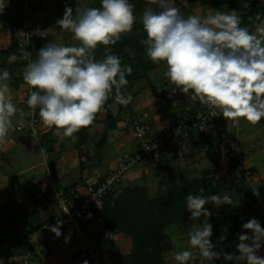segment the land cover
I'll return each instance as SVG.
<instances>
[{"label":"clouds","instance_id":"obj_1","mask_svg":"<svg viewBox=\"0 0 264 264\" xmlns=\"http://www.w3.org/2000/svg\"><path fill=\"white\" fill-rule=\"evenodd\" d=\"M148 3L150 7L140 17L146 33V39L140 43L152 63H163L164 77L190 101L219 110L225 120L235 124L244 120L251 126L264 120V23L251 31L242 26L236 10L216 11L206 17L196 14L185 17L171 0H148ZM7 4L0 0V14ZM134 9L129 0H100L99 7L77 6L75 13L66 7L56 26L71 32L79 46L49 41L38 50L36 59L27 63L23 70V81L30 90L26 104L34 114L39 109L42 125L53 129L55 135L70 138L81 129L90 128L113 94L120 105L132 102L131 93L124 91L128 84L126 76L131 75L132 67L122 65L108 46L132 32L137 20ZM255 19L261 20L259 13ZM48 31H40V37L47 38ZM100 46L105 48V55L98 60L94 53ZM17 56L12 53L8 63L15 62ZM10 79L7 69L0 72V143L15 130L13 117L18 112L22 114L11 99L7 83ZM57 199L63 204L59 193ZM209 201L216 207L232 205V198L227 194L187 195L190 219H206L189 228L190 249L174 253L176 264H189L197 253L211 262L220 258L221 253L214 251L216 245L210 239L213 227L208 222L212 215L206 208ZM62 224L58 220L55 226H50L57 238L62 235ZM242 228L244 233L238 236L239 254L223 253L224 258L236 264H264V257L257 255L264 246V228L255 218ZM223 231L227 232V228Z\"/></svg>","mask_w":264,"mask_h":264},{"label":"rangeland","instance_id":"obj_2","mask_svg":"<svg viewBox=\"0 0 264 264\" xmlns=\"http://www.w3.org/2000/svg\"><path fill=\"white\" fill-rule=\"evenodd\" d=\"M39 1L40 0H9L8 2V0H5V3L8 4L3 13L0 14V50L6 49L9 46L10 39H8V37L10 35L8 34L7 30H9L10 20L15 14L16 8L19 7V9L22 8L23 10V5L25 3L31 5L33 9L29 14V19H32L33 21L31 33L35 38L32 41L33 60L36 59V54L42 47L43 42L48 43L49 41H51L65 46H79V42L74 39L71 32L61 30L58 26H56V21L63 17L66 7H71L73 9V12L75 13V9L77 6H100V0H54L60 1V3L64 5V7L62 9H50L43 6L40 8H35V10L33 7H39ZM47 2L48 1L46 0V5ZM20 3L22 6L19 5ZM177 4L178 3H175L176 6H178ZM147 7H150V5H148ZM147 7H145L144 10ZM140 17L137 18L136 23H141ZM20 25L22 24L18 23V25L15 27L16 31L20 27ZM48 29L49 31L47 38H41L39 32ZM19 30L20 31H17L15 36L17 43L25 34L22 28H20ZM143 36L146 35L142 27H137L136 25H134L131 33L122 35L121 39L115 45H110L108 47L111 50V47L115 46L120 54L126 53L131 58H134L136 60L146 58L147 55L144 52L146 50H142V44L139 42L143 39ZM94 55L98 60L103 59L105 55V48L103 46L98 47ZM18 60L19 58L16 61ZM24 68V65L21 64L20 73L23 72ZM165 70L166 69L163 63L156 64L155 69L148 73L147 79L143 78L140 81L134 83L133 88L130 91L125 92L126 94L132 93L133 95L132 102L127 106H123L117 103L114 100L113 94V98H110L105 104V106L110 105V107L108 108L109 110H102L97 114V117L95 119L97 120V125L94 126L96 128L93 127L88 130L86 128L81 129L70 138H61L60 136L58 137L57 135H54V141H61L63 143L60 146L56 145L54 150L52 149L53 145L49 140L44 143V147L46 148V150H48V154L50 155L48 166L49 170L51 168L50 165H54L56 163L58 164V167L55 169V173L60 178V189L65 190V188L69 186L76 187L77 184L73 185V183L86 185V182L89 178L101 179L118 169V159L120 157L132 155L138 151L139 142L135 140V138H133L132 132L128 128L129 118L134 117L140 121L150 124L152 127L151 136L155 137L159 131L163 129H169L171 127L170 121L173 122L176 120H181L187 113L197 114V111L200 108L201 104L198 101H190L185 94L176 89V87L164 77L163 72ZM0 72H2V70H0ZM12 72L15 73L14 69ZM13 73L12 75H14ZM12 82L13 84L9 85L11 99L19 109L20 107L18 103L20 104L24 102V104L26 105V100H24L27 97L26 84L24 83L23 79L19 81L20 87L16 86V81L14 78L12 79ZM150 84L155 86L159 91H170V96L168 97L172 102V108L169 109V115L165 113V108L167 107L166 102L158 99V96L156 97L155 94H152L151 88L149 87ZM136 93L137 95H135ZM110 100L112 101L111 104H109ZM108 113H111L114 116L116 127L112 130L107 131V134L105 136V132L103 131V129H105V126L107 125V123H109L107 119ZM190 117L192 119L195 118L193 115H191ZM18 120L19 117L17 113V115L13 117V124L15 126ZM41 126L42 123L36 129L37 131L35 133L41 132ZM223 126L225 127L224 130H222ZM219 128L220 130H218ZM237 128L233 127L230 121L225 120L223 116L215 119L214 123H209L207 127H204L203 130L191 128L188 135L186 137H181L178 141L177 149H180L181 153L178 152L177 157L174 160L167 161L163 158H152L138 162L135 165L131 166L128 170L121 174L119 181L114 185V197H119L129 190H133L136 188H140L141 190H143L145 188L147 197L154 198L163 193L165 189H167L171 185L182 186L184 178L190 180L199 179L206 170L213 168L211 161L206 157L208 144L204 143L197 147L193 146L192 144V140L198 139L199 136L203 134L209 135V137L212 138L213 150L216 154L217 150L215 149L214 145H216V148L217 146H225L223 147L224 149L222 148L221 150L222 152H225V156L222 154V159L224 158L225 161L220 162L219 172L215 175V179L222 177L227 169L229 161L232 160V158L229 157L228 154L229 149L232 148L230 143L238 140L235 137V139L231 138L227 140V142H224L223 140L225 137L222 138V136L219 137V135L221 131H229L232 133V136H237ZM30 130L33 132L32 127H30ZM89 130L93 131V133ZM83 134H85V136ZM83 137H85L86 139L84 138L85 140H83ZM173 143L177 144L176 142ZM239 146L240 144L238 141L237 148L240 152H242ZM69 149H72V151L68 153V156L71 158V163H67L65 159V151H69ZM59 158L65 159V162L62 166L64 172L70 171V165H72L71 170L73 172L68 174L66 173L67 175H65V177H62L58 172L59 161H57L56 159ZM239 162L240 164H236L233 170V174L235 175V177L240 180L239 188L237 189L238 196L236 198H238L237 201L239 202H242V199L247 202L251 197L245 195V189L249 190V188H247L248 186L243 180L246 177L248 178L249 171L246 170V166L242 161V158L241 160H239ZM37 171L43 172L44 167H38ZM43 177L44 179H47V182L45 183V186H47L49 184V177H51V175L48 172L46 173L45 171ZM1 187L2 186L0 185V188ZM48 187L50 188V184ZM72 187L69 189H74ZM51 188L47 192L48 196H50L54 201V191ZM225 194L229 195L232 198L230 190H226V193H224V195ZM251 195L256 196V190L253 189ZM141 198L143 197L141 196ZM245 202H242V206H240V209L244 212L247 211V209H245ZM54 204L56 205L55 201ZM233 206L234 200L232 198V205H222L220 207H216V217H219L218 214L221 211H233ZM52 208L53 206L51 207V209ZM254 208L256 209L255 213H253L252 209L251 211L249 209L248 212H251L256 216L252 215L251 213L250 214L252 216H249L248 212L244 213L239 209L234 210V213L242 214V218L240 220V229L242 233H244V230L241 227L242 223L244 224L248 222L251 218H255L258 221H264V211L259 212L261 209L256 206L255 203ZM257 211L258 213L256 214ZM24 225L25 221L17 219L18 230H22L24 228ZM262 228H264L263 225ZM85 229L88 234L86 244L79 243L72 237L64 234L62 235V239L65 242L66 238H68L66 242L67 248L58 249V247L52 246V251L48 256L44 258V263L65 264L73 248L87 250L86 246L88 247L90 245L89 241L91 239H93L94 245H90L91 251H88L90 259L88 260V263L90 264H109L108 262L111 259L110 257L115 258L118 253L122 254L123 256L128 255L130 254V251L134 245L132 234L128 235L126 233H112L106 230L98 214H95L93 217H89L86 219ZM166 233L167 234L165 235L167 236V241L171 243L173 248L180 243L179 240L183 236L187 235L186 231H181V229L174 227L168 230ZM103 234H112L116 238H112V241H105L103 243ZM98 250H100V255L94 257L93 253Z\"/></svg>","mask_w":264,"mask_h":264},{"label":"trees","instance_id":"obj_3","mask_svg":"<svg viewBox=\"0 0 264 264\" xmlns=\"http://www.w3.org/2000/svg\"><path fill=\"white\" fill-rule=\"evenodd\" d=\"M43 1L46 0L39 1L40 6L38 8L42 6ZM47 1L48 8H59V5L55 4L53 0ZM173 1L176 2L177 0ZM129 2L135 5L134 14L137 18L141 16L144 8L149 5L148 0H129ZM242 2L243 0L240 3ZM28 9L30 12L33 10L31 5H29ZM257 13L260 14L261 18L264 16V2L262 4L258 0H253L244 12L241 11L239 13L242 26H246L251 31H254L256 25L259 24V21L255 19ZM23 20L24 12L22 8L19 9L18 7L15 11V18L9 25L12 35L11 44L6 49L0 50V66L4 69H10L8 57L12 53L17 55L18 43L14 34V29L18 23L22 24ZM135 25L137 27H142L141 23H135ZM143 39H146V36H143ZM141 48L143 51L146 50L144 45H141ZM144 52L146 53V51ZM111 53L120 58L122 65H130L132 67L131 75L126 76L128 84L124 89L125 92L130 91L134 83L143 78L147 79L148 73L156 67V64L152 63L147 56L146 58L136 60L126 53L120 54L115 46L111 47ZM18 63L25 65L20 58ZM149 87L151 88L152 94L156 93L158 99L166 102L167 107L165 108V113L169 115V109L172 108V102L168 97L170 91H159L151 84ZM111 103L112 101L110 100L109 104ZM109 107L110 105H107L103 110H109ZM188 114L190 116H196L195 113ZM107 119L109 123H107L104 129L105 136L107 131L116 127L115 118L111 113H108ZM212 123H214V121ZM96 124L97 120L94 121V124L90 128L86 129H91ZM224 129L225 127L223 126L222 130ZM223 132L224 131H221V134ZM83 135L85 136V134ZM48 136L49 135H47V137ZM84 138L85 137L82 139L85 140L86 138ZM50 142L53 144L51 137ZM204 143L208 144L206 157L211 161L213 168L206 170L199 179L190 180L184 178L182 186L171 185L165 189L163 193L154 198L147 197L145 188L143 190L140 188L129 190L119 197H114V191L106 195L103 208L96 213L100 217L104 228L112 233L132 234L134 242L130 254L123 256L118 253L116 257L113 258L112 264H166L163 254L173 250V246L167 241L166 232L174 227L181 229V231H186L187 233L193 224L200 225L206 219L205 217H201L199 220L195 221L190 219L191 214L186 209L187 195H201L204 197H209L211 195L223 196L226 190L233 191L239 188L240 180L233 174L236 160H230L223 176L215 179V175L219 172V165L223 153L219 147L216 149L217 154L214 152L212 140L206 134L200 135L198 139L192 140V144L195 147ZM247 195L250 196V193H247ZM141 196L143 198H141ZM235 203L234 200L232 213L230 211H221L218 214L219 217H216L217 209L211 201L206 205V208L212 213L208 220L213 227V234L210 239L215 243L222 256L221 259L215 261L219 264H236L235 261L226 260L223 253L239 254L237 245L239 243L238 236L242 234L240 229L242 214L234 213V210L237 209V204ZM254 203L256 205L258 200H255ZM252 210L253 213H255L256 209L254 207H252ZM36 213V210L31 213L32 221L29 228L21 231L18 230L17 219L22 214L26 215L28 213L24 209L17 207L11 201L0 206V248L18 239V242H22V247L28 249L30 235H35L45 223L39 222ZM225 228H227V232L223 231ZM222 236L224 237L223 240H221ZM241 264H243V262H241Z\"/></svg>","mask_w":264,"mask_h":264},{"label":"crops","instance_id":"obj_4","mask_svg":"<svg viewBox=\"0 0 264 264\" xmlns=\"http://www.w3.org/2000/svg\"><path fill=\"white\" fill-rule=\"evenodd\" d=\"M171 1H172L173 6L179 8L181 13L185 17H187L188 15H192V14L200 15L201 17H206L209 14H214L216 11L230 12L231 10H236L239 13L241 11L244 12V10L247 9V7L250 5V3L253 0H243L242 3H240L242 0H177L176 2L173 0ZM258 1L261 2L262 4L264 2V0H258ZM45 2L46 1H43L41 7L45 6L48 8V2H47V5ZM54 3L59 5V8H56V9H62L64 7V5L60 3V1H54ZM175 3H178L177 4L178 6H176ZM19 5H21V3ZM34 8H38V6H34ZM50 9H53V8H50ZM14 18H15V14L11 18L9 25L12 23ZM260 23H264V16L261 18V20H259V24ZM19 29L20 27L17 29V31H20ZM14 30H15L14 34L16 36L17 31L16 29ZM7 32L10 35L8 37V39H10L9 41V45H10L11 38H12L10 29L7 30ZM9 65H10V69L8 71L11 73V79L7 83L9 85L13 84L11 80L14 78L15 80H17L16 86L20 87L19 81L23 79V72L20 73L21 64L18 63V61H15ZM13 69L15 73L12 72ZM0 70L3 71L4 68L0 66ZM12 73L14 75H12ZM26 88H27L26 94L28 95L29 88L27 85H26ZM135 95H137V93ZM187 98L189 99L188 96ZM26 99L27 97L24 100ZM18 105L20 107L19 110H22V114L21 112H18L19 120L17 121L16 126H15L16 131L15 130L12 131L9 134V136L6 138V140L0 143V185L2 186L0 188V206H3L8 201H11L17 207H20V209H24L28 213L26 215L22 214L18 218L19 220L25 221L24 228L21 230V231H24V230H27L31 224V221H32L31 213L33 211L35 210L37 211L36 216L39 219V222L41 223L46 222L47 220H49L52 216H54L57 213V207L54 204L53 199L50 196H48L47 191L50 190L53 183H57L59 187L61 183H60V178L55 173V169L58 167V164L56 163L54 165H50L51 168L49 170L48 166H49V156L50 155L48 154V150H46V148L44 147V143L47 140L50 141V137L52 140L54 139L53 138V136L55 135L54 130L48 129L42 125L41 132L39 133L34 132L33 134V132L30 130V125H26V128L24 130L18 131L17 130L18 123L23 120L27 121L28 114H30V111H31V109H29L27 104L25 105L24 102L20 104L18 103ZM171 122L172 121H170V124ZM218 130H220V128ZM90 132L93 133V131H90ZM236 132H237V136H232L231 132L224 131L222 134L220 133L219 137L221 136L222 138L225 137L223 140L224 142H227V140L231 138L235 139V137L239 141V144H240L239 147L241 148V151H242L241 158L246 166L245 167L246 170L249 171L248 178L247 177L244 178L243 181H245L246 185L248 186L247 188H249V190L245 189V195L249 196L247 195V193L250 192L249 197L251 198L247 202H245V200L242 199V202L246 203L245 209H247V211L244 212L240 209V206H242V202L237 201L238 199L236 198L238 196L237 189L230 191V193H231L232 198L236 202L235 204H237L236 208L239 209L240 211L244 213H247L249 209L251 211L252 207H254L255 200H258V203L261 206L260 207L261 210L259 212H261V211H264V120H262L256 126H251L250 124L246 123L244 120H241L238 124V128ZM47 135H49L50 137L49 136L47 137ZM210 139L212 140V138ZM52 143H53L52 144L53 150L55 149L56 145L60 146L63 144L61 141L57 142L54 140ZM214 146H215V149H217L216 145ZM223 147L225 146L219 147L220 150H222ZM70 151H72V149H69V151H65L66 153L65 159L67 163H71L70 162L71 158L68 156L69 155L68 153H70ZM177 152L181 153L180 149H177ZM222 153L225 156V152H222ZM65 159H62V158L56 159L57 161H59L58 172L62 177L63 176L65 177V175H67L68 173L73 172L71 170L72 165H70V171L64 172V170L62 169ZM223 161H225L224 158L221 160V162ZM42 166L44 167V171L43 172L37 171L38 167H42ZM45 171L46 173L48 172L51 175V177H49L50 188L48 187L49 184L45 186V183L47 182L46 181L47 179H44L43 177V175L45 174ZM74 184H77L76 187L71 186L74 189L80 186L83 187L85 185V184L80 185L78 183H73V185ZM71 187L70 186L66 187L65 190L71 191L72 189H69ZM253 189L256 190V196L251 195ZM52 206L53 208L51 209ZM248 213H249V216H252V215L256 216L255 214L251 212H248ZM257 213L258 211L256 212V214ZM259 222L261 224V227L262 225L264 226V221H259ZM248 234L252 235L251 232H249ZM31 238H34V235H30L29 239ZM112 238L115 239L116 237H114L113 235L103 234V243L105 241H110V240L112 241ZM179 241L180 243L176 247H174L173 250H171V252L164 254L163 257H164V261L166 264H176V262L173 259L174 253L176 251L183 250V249H190V245L188 244L187 235L183 236ZM211 242L215 245L213 241ZM89 244L92 246L94 245L93 239L89 241ZM90 245L88 247L86 246L87 250L85 249L80 250L77 248H73L70 255L68 256L69 261L67 260L65 264H83L84 261L88 262V260H90L89 259V252L91 251ZM52 246L57 247L56 245L51 244L49 246L48 253L45 255L44 254L41 255L42 264H45L44 258L50 254V252L52 251ZM192 250L195 252L194 249ZM214 251L220 252L217 246L214 248ZM96 252H99V255H100V250ZM0 254L3 260L8 259V261H13L18 264H21L20 263L21 259H23L24 257H27L28 261H32V257H29V255H26L27 254L26 249L22 247V242H18V239L14 240V242L10 244H6L5 246L1 247ZM257 255L264 257V246L261 247ZM110 258L111 259L108 263L112 264L113 258L112 257ZM221 258L222 256H220L219 259ZM215 261L217 260H214L213 262L205 260L202 257H200L199 254L197 253L196 259L194 261H190L189 264H219Z\"/></svg>","mask_w":264,"mask_h":264},{"label":"built area","instance_id":"obj_5","mask_svg":"<svg viewBox=\"0 0 264 264\" xmlns=\"http://www.w3.org/2000/svg\"><path fill=\"white\" fill-rule=\"evenodd\" d=\"M28 4L23 5L24 21L20 28L24 30V36L18 41L17 55L18 57H27L26 59L20 58L24 62V67L29 63L33 56L32 41L34 35L31 33L33 22L29 19ZM47 42L42 44V47ZM31 52V56L28 53ZM30 91V90H29ZM222 114L219 110H210L201 104L197 111L195 118H191L187 113L183 119L176 120L171 123L169 129H163L159 131L155 137H152V127L146 122L140 121L134 117L129 118V129L132 132L133 138L139 142V149L132 155H126L118 159V169L114 172L106 175L101 179L89 178L86 185L80 186L71 191L60 189L57 183H53L52 189L54 191V201L57 207V213L47 220L38 230V233L34 235V238L29 240L26 249L29 257H32V261H28L27 257L21 259V264H42L41 255H45L49 251L51 244L56 245L59 249H66V242L62 239V235L66 234L79 243H87L88 234L85 229L86 219L93 217L96 213L101 211L104 205V199L106 195L113 191L114 185L119 181L121 174L128 170L131 166L138 162L145 161L147 159H165L172 161L177 157V145L181 137H186L191 128H197L203 130L209 123H212L217 118H220ZM230 121V120H229ZM231 125L235 128L238 124L230 121ZM41 121L39 118V109L37 108L35 114L30 111L27 121H20L17 125V130L21 131L26 128V125H30L35 132L40 126ZM176 142L177 144H174ZM229 149V157L235 159V164H240L241 152L238 150V141H234ZM57 193L60 194L63 204L58 202ZM256 206L260 208V204ZM69 209L68 213H65ZM63 221L61 225L62 235L57 238L54 233L50 231V226H55L57 221ZM95 257L99 256V252L93 254ZM0 255V264H18L13 261L3 260Z\"/></svg>","mask_w":264,"mask_h":264},{"label":"water","instance_id":"obj_6","mask_svg":"<svg viewBox=\"0 0 264 264\" xmlns=\"http://www.w3.org/2000/svg\"><path fill=\"white\" fill-rule=\"evenodd\" d=\"M155 96L157 97L158 95L155 93Z\"/></svg>","mask_w":264,"mask_h":264}]
</instances>
